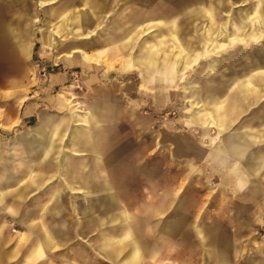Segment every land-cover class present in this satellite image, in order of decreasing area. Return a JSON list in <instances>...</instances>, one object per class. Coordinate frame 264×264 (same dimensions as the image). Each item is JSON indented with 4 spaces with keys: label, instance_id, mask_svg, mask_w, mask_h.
I'll return each mask as SVG.
<instances>
[{
    "label": "rangeland",
    "instance_id": "374dc122",
    "mask_svg": "<svg viewBox=\"0 0 264 264\" xmlns=\"http://www.w3.org/2000/svg\"><path fill=\"white\" fill-rule=\"evenodd\" d=\"M71 1L48 0L42 6L41 0H27L38 15L36 55L30 63L32 93L48 83L53 68H60V64L50 67L40 54L41 28L51 26L54 29L62 22L61 18L49 13L64 6L69 14L88 11V8L73 5ZM101 1V22L90 28L92 34L87 37L85 47L75 46V50L84 49L92 59L85 66L81 61L83 54L74 51L73 66L69 69L71 80L58 87L55 95L65 103V114L88 115L91 110L98 109L112 115L115 122L110 125V133L106 134L109 140L102 143L105 145L103 153L108 163L118 164L102 168L110 174L120 203L128 211L134 227L141 236L158 244L159 258L167 262L154 264H205L204 259L208 260L206 264H264V197L253 195L254 185L251 190L230 185L214 172L209 163L190 159L187 153L181 152L188 139L209 148L210 138L217 136V128L212 124H192L193 112L206 111L204 102L192 97L193 88L199 90L201 97L216 96L225 100L227 95L234 93L233 84L227 80L235 70L246 67V74L256 77L264 73V64H258L264 54V38L235 44H229L228 40L233 34V23L240 27L235 16L247 17V12L251 16L254 5L260 0H112L109 4ZM200 7L215 8L221 25L228 28L227 33L217 38L218 44L209 48L208 55L205 53L208 46L197 45L194 54L198 55L186 70H182L183 63H180L174 72H164L165 59L174 56L177 50L173 52L172 47L163 44L171 39L167 34L165 39L161 37V15L167 14L168 23L176 22V26L182 28L184 32L179 34L178 42L185 45L193 43L195 36L205 34L210 25L207 18L189 19L187 10ZM136 20H142L144 27L140 28L136 43H133L139 46V50H144L150 62L149 70L135 62L137 47L134 44L121 53L116 47L118 39L104 37L113 22L128 28ZM254 28L253 24L243 27L239 35L251 33ZM74 30H78L74 35L76 41H82L77 38L82 34L80 26H72L68 33L58 38L60 43L52 52L54 55H65V42L61 40L66 36L71 38ZM219 44L225 46L219 47ZM170 45H173V39ZM158 47L169 51L158 52ZM210 65L214 70L210 71ZM223 105L226 107L228 103ZM261 110H264V96L259 104L238 119L235 127L253 120ZM14 136L13 133H0V141L12 143ZM57 184L59 182L55 180L48 182L41 192L32 195L22 205L32 210L37 206L38 213L51 205L63 208L64 212L56 219L59 231L76 240L67 250L60 251L59 257L70 255L71 250L91 249L84 244L98 237L97 214L79 212L84 203L83 192L79 189L68 188L55 204L52 188ZM158 209L166 213L155 214ZM6 218L11 235L29 233L13 217ZM158 221H161L160 226H157ZM111 227L106 225L107 232ZM197 227L206 238V247L201 245L202 237L198 236ZM83 238H87L86 242ZM161 238L162 241H158ZM217 257L229 261H211ZM61 258L71 260L72 257Z\"/></svg>",
    "mask_w": 264,
    "mask_h": 264
},
{
    "label": "crops",
    "instance_id": "0c3cea01",
    "mask_svg": "<svg viewBox=\"0 0 264 264\" xmlns=\"http://www.w3.org/2000/svg\"><path fill=\"white\" fill-rule=\"evenodd\" d=\"M103 1L107 4L113 2ZM101 2L72 0L71 4L88 8V11L79 15L74 12L69 14L65 6L49 13L52 17L61 18L63 23L54 29L51 26H47V29L41 28L40 54L50 67L60 64V68H53L48 83L32 93L30 63L36 55L38 33L35 27L38 15L27 0H0V133L15 134L12 143L0 141V264L167 263L159 258L160 253L158 247L156 248L158 244L141 236L134 227L128 211L120 203L110 174L102 168L118 164L108 163L103 153L104 144L109 140L106 134L110 133V125L115 122L112 115L98 109L91 110L88 115L65 114V103L55 95L58 87L71 80L69 69L73 66L74 51L83 54L81 61L85 66L92 59L84 49L75 50V46L85 47L87 37L92 34L90 28L101 22ZM47 3L48 0H41L42 6ZM251 13L250 16L247 12V17L242 14L235 16L240 27L233 23V34L228 36L229 44L250 39L260 41L264 38V0L256 3ZM187 14L190 20L207 18L210 25L205 34L195 36L193 43L187 42L184 45L178 42L179 34L184 32L182 28L177 27L176 22L172 25L168 23L167 14L161 15V37L165 39L167 34L171 39L163 44H168L170 49L172 47L173 52L177 50L174 56L170 55L169 59H165L166 73L174 72L180 63H183L182 70H186L198 55L194 54L197 45L208 46L205 52L208 55L209 48L218 44L217 38L228 31V28L221 25L220 16L213 7L187 10ZM231 20L234 21L233 16ZM252 24L255 28L251 33L239 35L243 27H250ZM72 26H80L82 34L77 38L82 41H76L74 35L78 30H74L71 38L66 36L61 40L65 42V55H54L52 52L60 43L58 38L68 33ZM141 27H144L142 20L134 21L128 28L113 22L112 28L104 37L118 39L116 47L124 53L136 43ZM70 39L72 41L69 42ZM172 39L173 45H170ZM223 46L225 44H219V47ZM138 47L135 62L141 68L151 69L144 50H139ZM156 49L162 53L169 51L165 47ZM235 60L236 57L232 58L233 62ZM260 63L264 64V54L260 57L258 64ZM211 67L210 65L209 69ZM212 70L213 67L210 71ZM246 71V67L241 71L235 70L233 76L227 80L233 84L234 93L227 95L225 100L216 96L201 97L199 90L193 88L192 97L204 102L206 111L193 112L192 124H212L217 128V136L210 138L209 148L188 139L181 152L187 153L190 159L209 163L214 172L230 185L235 184L241 189L249 187L250 190L253 188L251 185H254L253 195L264 197V110L259 111L253 120L235 127L238 119L250 111L251 107L259 104L264 96V73L256 77L246 74ZM225 102L228 103L226 107L223 105ZM53 180L59 182L52 188L55 204L68 188L73 191L79 189L83 192L84 199L79 212L97 214L95 223L99 229L98 237L88 242L87 238H83L86 242L84 245L91 249L71 250L70 255L60 256L72 257L71 260L60 259L58 256L60 251L67 250L76 240L65 237L59 231L56 219L64 212L63 208L51 205L38 213L39 207L32 210L22 205ZM164 213L165 210L161 209L155 211L157 215ZM6 216L13 217L29 233L11 235L10 224L5 221ZM160 224L161 221H158L157 226ZM106 225L112 226L108 232ZM196 230L198 236L202 237L201 228L197 227ZM158 241H162V238ZM206 242V238L202 237L203 247H206ZM213 260L229 261L223 257L211 261ZM206 262L208 260L204 259L205 264Z\"/></svg>",
    "mask_w": 264,
    "mask_h": 264
},
{
    "label": "bare ground",
    "instance_id": "6f19581e",
    "mask_svg": "<svg viewBox=\"0 0 264 264\" xmlns=\"http://www.w3.org/2000/svg\"><path fill=\"white\" fill-rule=\"evenodd\" d=\"M259 23H261L260 21H259ZM183 55V54H182Z\"/></svg>",
    "mask_w": 264,
    "mask_h": 264
}]
</instances>
